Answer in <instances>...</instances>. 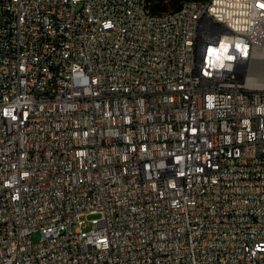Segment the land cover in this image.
<instances>
[{
	"label": "built area",
	"instance_id": "2783aa9c",
	"mask_svg": "<svg viewBox=\"0 0 264 264\" xmlns=\"http://www.w3.org/2000/svg\"><path fill=\"white\" fill-rule=\"evenodd\" d=\"M253 72L264 0H0V264H264Z\"/></svg>",
	"mask_w": 264,
	"mask_h": 264
},
{
	"label": "bare ground",
	"instance_id": "6f19581e",
	"mask_svg": "<svg viewBox=\"0 0 264 264\" xmlns=\"http://www.w3.org/2000/svg\"><path fill=\"white\" fill-rule=\"evenodd\" d=\"M227 55H235V43L227 44ZM248 62L252 65H259L258 51L248 52ZM253 81L257 88L264 89V74L262 72H253ZM213 162H220V154H213Z\"/></svg>",
	"mask_w": 264,
	"mask_h": 264
},
{
	"label": "rangeland",
	"instance_id": "374dc122",
	"mask_svg": "<svg viewBox=\"0 0 264 264\" xmlns=\"http://www.w3.org/2000/svg\"><path fill=\"white\" fill-rule=\"evenodd\" d=\"M99 217L98 214H89L86 217H84L85 224H84V230L89 231L90 229H93L96 227V220ZM32 237L35 241H39L41 239V233L39 231H35L32 234Z\"/></svg>",
	"mask_w": 264,
	"mask_h": 264
}]
</instances>
